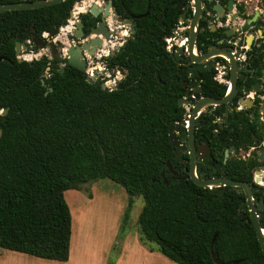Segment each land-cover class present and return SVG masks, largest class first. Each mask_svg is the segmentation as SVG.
<instances>
[{
  "label": "trees",
  "instance_id": "1",
  "mask_svg": "<svg viewBox=\"0 0 264 264\" xmlns=\"http://www.w3.org/2000/svg\"><path fill=\"white\" fill-rule=\"evenodd\" d=\"M15 1L29 0L0 3ZM74 1L0 11V52L11 60H0V109L7 108L0 113V248L66 261L71 216L64 191L107 178L128 195L123 221L132 197L141 196L139 239L167 259L216 264L213 252L225 264H264L247 208L231 187L202 188L186 173L169 177L167 128L179 69L163 36L174 0H132V11L148 5V13L106 62L124 71L112 90L87 83L64 58L15 60L14 41L64 25ZM258 222L264 229V211Z\"/></svg>",
  "mask_w": 264,
  "mask_h": 264
},
{
  "label": "flooded vegetation",
  "instance_id": "2",
  "mask_svg": "<svg viewBox=\"0 0 264 264\" xmlns=\"http://www.w3.org/2000/svg\"><path fill=\"white\" fill-rule=\"evenodd\" d=\"M72 7L76 13L75 28L77 22L82 24L81 38H75L76 29L63 37V25L53 37L48 31L40 35L27 31L23 41H14L15 60L30 62L41 56L50 57L47 47L32 44L30 34L47 41L58 40L65 48L96 38L100 45L91 55L82 51L85 63L96 50L105 49L99 59L105 65L103 77L117 74L121 78L122 68H108L106 62L132 37L134 21L148 13V5L144 12H134L132 0H75ZM172 8L174 19L163 41L179 69V95L173 110L176 115L170 120L174 123L175 145L167 170L169 177L177 178L178 172L188 175L192 154L197 178H227L245 183L251 204L262 206L257 210L259 218L264 211V0H174ZM57 50L55 58H64L61 49ZM22 54H30L29 59ZM0 60L11 62L1 52ZM228 187L246 206L243 189Z\"/></svg>",
  "mask_w": 264,
  "mask_h": 264
},
{
  "label": "rangeland",
  "instance_id": "3",
  "mask_svg": "<svg viewBox=\"0 0 264 264\" xmlns=\"http://www.w3.org/2000/svg\"><path fill=\"white\" fill-rule=\"evenodd\" d=\"M63 195L71 216L68 259L59 262L13 254L44 264H177L154 249L155 244L140 241L136 218L143 203L141 196L132 197L123 221L128 195L112 180H92L79 190H65Z\"/></svg>",
  "mask_w": 264,
  "mask_h": 264
},
{
  "label": "water",
  "instance_id": "4",
  "mask_svg": "<svg viewBox=\"0 0 264 264\" xmlns=\"http://www.w3.org/2000/svg\"><path fill=\"white\" fill-rule=\"evenodd\" d=\"M60 1H64V0H31V1H15V2H5V3H0V11L3 10H21V9H32V8H37V7H41V6H46V5H50L53 3H57ZM92 11L93 14H95V11L90 9ZM81 26L82 24L80 22L76 23V30H75V38H81L83 33L81 30ZM58 28L59 27H54L53 29L48 31V35L50 37L55 36L58 33ZM96 33L97 30H95ZM30 40L32 42L33 45L40 47V48H48V53H49V58L54 60L56 55H58V50L57 49H61L62 47H64V45H62L58 40H54V41H47L45 39H43L42 37H39L38 35L35 34H30ZM100 45V41L96 38L94 39H90L88 41H84L81 44H70L69 46H66V50H65V55H66V62L68 64H70L71 66H73L74 68L80 70V71H84L85 69V61L83 59L82 56V51L86 50L90 55L92 53V51H94V49H96L97 47H99ZM20 52L19 50V43L16 41L15 42V54H18ZM115 70V69H114ZM113 70V71H114ZM120 73L123 75L124 72L119 68ZM43 75V73H42ZM85 81L89 84H92L94 82V79L92 78H85ZM101 87H105L104 84H100ZM115 87L113 86L112 89H114ZM225 99V98H224ZM223 99V101H224ZM7 108H3L1 109V114L5 113ZM198 108H194L191 112V120L192 117L196 114ZM178 124L175 123V126H177ZM173 126L174 123L173 121H170L168 123V128H167V137L169 139V142L172 146L175 145V141H174V133H173ZM191 160H190V167H189V178L190 180L197 186L202 187V188H213V187H219V186H238L240 188L243 189L244 192V197L246 200V208H247V212H248V216L251 220V223L253 225L254 228V232H255V236L256 239L260 245V248L262 250V252L264 253V237H263V233H264V229L261 230L260 228V224L258 222V214H257V210L262 207L261 204H259V206H255L254 204H251L250 201V193L248 190V187L245 183L242 182H238V181H234L231 179H227V178H210V179H199L197 178L194 173H193V155L190 154ZM170 168V164L167 163V170H169ZM215 234L212 237V241L214 240ZM211 258L212 260L216 263V264H225L220 262L219 260H217L213 254V252H211Z\"/></svg>",
  "mask_w": 264,
  "mask_h": 264
},
{
  "label": "built area",
  "instance_id": "5",
  "mask_svg": "<svg viewBox=\"0 0 264 264\" xmlns=\"http://www.w3.org/2000/svg\"><path fill=\"white\" fill-rule=\"evenodd\" d=\"M74 11L75 10L72 7L68 13V17L66 19L65 24L62 27H60L63 37H65L67 34H72L75 29L76 13ZM60 52H61V56L65 58L66 57L65 47H62ZM105 53H106L105 49H98L96 50L93 58L87 57L85 63L86 67L83 72L85 74V78H92L94 79V81H99L102 84H104L107 90H112V87L113 86L115 87L117 81L120 79V76L116 74V76H114L113 78H108V75H106V77H103L102 71L104 70L105 65L99 59ZM29 55L30 54H22V57H24V59L27 60L30 57ZM0 113H1V109H0Z\"/></svg>",
  "mask_w": 264,
  "mask_h": 264
},
{
  "label": "crops",
  "instance_id": "6",
  "mask_svg": "<svg viewBox=\"0 0 264 264\" xmlns=\"http://www.w3.org/2000/svg\"><path fill=\"white\" fill-rule=\"evenodd\" d=\"M0 264H44V263H40L37 262L36 260L24 258L22 256H16L15 254H13V251L8 249H2L0 250Z\"/></svg>",
  "mask_w": 264,
  "mask_h": 264
}]
</instances>
